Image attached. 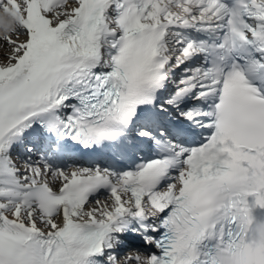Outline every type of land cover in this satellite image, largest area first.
<instances>
[{
    "label": "snow or ice",
    "instance_id": "snow-or-ice-1",
    "mask_svg": "<svg viewBox=\"0 0 264 264\" xmlns=\"http://www.w3.org/2000/svg\"><path fill=\"white\" fill-rule=\"evenodd\" d=\"M167 83L136 132L158 158L48 163L126 136ZM29 131L49 157L13 155ZM128 231L155 251L120 255ZM0 264H264V0H0Z\"/></svg>",
    "mask_w": 264,
    "mask_h": 264
}]
</instances>
